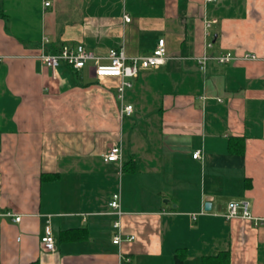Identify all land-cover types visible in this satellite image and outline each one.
<instances>
[{"label":"crops","instance_id":"0c3cea01","mask_svg":"<svg viewBox=\"0 0 264 264\" xmlns=\"http://www.w3.org/2000/svg\"><path fill=\"white\" fill-rule=\"evenodd\" d=\"M160 39L165 63L127 78L130 116L119 78L38 58L83 44L105 64L110 49L147 56ZM226 52L256 59L200 69ZM116 145L121 165L103 158ZM118 192L121 215L108 205ZM240 200L258 224L225 217ZM117 220L134 239L113 243ZM209 257L264 264V0H0V264Z\"/></svg>","mask_w":264,"mask_h":264},{"label":"built area","instance_id":"2783aa9c","mask_svg":"<svg viewBox=\"0 0 264 264\" xmlns=\"http://www.w3.org/2000/svg\"><path fill=\"white\" fill-rule=\"evenodd\" d=\"M216 0H205V2H213ZM45 6L51 5L50 1H45ZM126 22H130L131 18L126 17ZM208 26L210 22H207ZM48 41L47 38L43 39L42 46ZM207 47H211L212 43H207ZM38 58L49 68L57 69L62 65L69 66L75 70H81L86 67L89 63H92V68L94 75L97 78L105 77H116L120 79L117 90V98L120 102V115L130 116L133 113V105L125 103V90L127 87L131 86V83L127 78H135L139 75L142 70L149 68H158L160 65L164 64L167 60V50L164 39H160L157 47L153 50L152 54L147 56H128L124 50L121 48L110 49L107 53L108 62L101 63V57L97 56L93 51L85 48L83 44H64L61 46L58 52L46 53L41 51ZM209 59H213L218 63L224 64L233 60H255L256 56L254 54H244L243 56H237L231 52H226L215 57H209L203 55L198 58L200 69L205 71L206 62ZM201 156V151L197 150L194 154V158H199ZM103 158L107 162H118L122 164V148L121 146H113L103 155ZM112 212L117 215H121V193H114L111 200L108 203ZM227 219L233 218H244L247 220L255 221V225L258 224V220L253 218L249 211V202L246 200L231 201L227 206V212L225 214ZM21 216H15L14 221L20 222ZM114 227L117 229V234L113 239L114 244H120L123 240H132L133 236L123 239L121 236L120 221L114 222ZM42 248L46 251L55 250V238L52 234L50 226L45 227V233L41 237Z\"/></svg>","mask_w":264,"mask_h":264},{"label":"trees","instance_id":"16d2710c","mask_svg":"<svg viewBox=\"0 0 264 264\" xmlns=\"http://www.w3.org/2000/svg\"><path fill=\"white\" fill-rule=\"evenodd\" d=\"M240 148V151L243 149V146H242V144L240 145V147L239 146H237V145H235V143L234 142H232L231 144H230V149L233 151H237V149L238 148ZM73 235H67V234H64V237H72ZM225 255H226V253L225 254H223V258H225ZM214 258H216V257H214ZM213 257H209V258H206V262L207 263H205V264H209V262H210V260H212V259H214ZM176 261L179 263V262H181V260L176 256ZM217 264H221V262L219 261V259H218V262H217ZM224 264V263H223Z\"/></svg>","mask_w":264,"mask_h":264},{"label":"rangeland","instance_id":"374dc122","mask_svg":"<svg viewBox=\"0 0 264 264\" xmlns=\"http://www.w3.org/2000/svg\"><path fill=\"white\" fill-rule=\"evenodd\" d=\"M89 65H92V64H91V63H89V64L87 65V67H88Z\"/></svg>","mask_w":264,"mask_h":264}]
</instances>
